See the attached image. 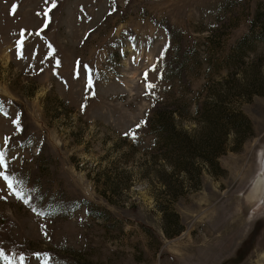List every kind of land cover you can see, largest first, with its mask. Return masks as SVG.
Segmentation results:
<instances>
[{"label":"rangeland","instance_id":"1","mask_svg":"<svg viewBox=\"0 0 264 264\" xmlns=\"http://www.w3.org/2000/svg\"><path fill=\"white\" fill-rule=\"evenodd\" d=\"M51 3L0 0V264H264V0Z\"/></svg>","mask_w":264,"mask_h":264},{"label":"snow or ice","instance_id":"2","mask_svg":"<svg viewBox=\"0 0 264 264\" xmlns=\"http://www.w3.org/2000/svg\"><path fill=\"white\" fill-rule=\"evenodd\" d=\"M55 6H56V0H52L51 7L49 8V11H51V8H54ZM14 9H15V5H13V11H14ZM46 26L47 25L45 24V27ZM23 35H24L23 32H21V37H23ZM22 46H23V39L17 41V49H18L17 54H18V56H22V54H23L22 53ZM49 47H51V46L49 45ZM49 55H51V52L49 53ZM57 64H59L58 60H57ZM85 67H87V66H85ZM154 70H156V65H153L151 69L145 71L144 78H145L146 81H147V78H148V72L149 71H154ZM88 84H89V87H91V84H92L91 75H89V77H88ZM145 86L149 90H151L152 88L155 87V85L152 84V83H146ZM3 111H4L3 104L0 103V112H3ZM14 123L17 124V128L19 130V122H18V120L14 121ZM141 123H143V122H141ZM139 127H140L139 124L136 125V128H139ZM125 135H130V136H132L134 138L135 137V130L134 129L130 130L128 133H125ZM5 156H6V153L4 151L0 150V167H3L5 170H7L9 165L6 162ZM0 177H2L3 180L7 182V187L9 189H11L17 195L18 198H21L23 196V193L16 191V189L14 187V182L15 183H20V181H16L15 177L13 175L6 174L5 171H0ZM25 203H27V201H25ZM0 258L7 259V257L3 256V251L2 250H0ZM21 261H23V257H21ZM45 264H46V262H45Z\"/></svg>","mask_w":264,"mask_h":264},{"label":"trees","instance_id":"3","mask_svg":"<svg viewBox=\"0 0 264 264\" xmlns=\"http://www.w3.org/2000/svg\"><path fill=\"white\" fill-rule=\"evenodd\" d=\"M1 236H3L1 233H0ZM4 237V236H3Z\"/></svg>","mask_w":264,"mask_h":264}]
</instances>
